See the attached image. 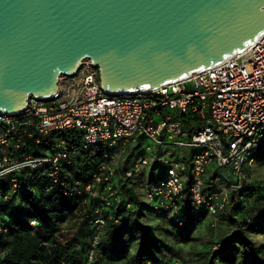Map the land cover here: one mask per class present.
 <instances>
[{
	"label": "built area",
	"instance_id": "1",
	"mask_svg": "<svg viewBox=\"0 0 264 264\" xmlns=\"http://www.w3.org/2000/svg\"><path fill=\"white\" fill-rule=\"evenodd\" d=\"M118 144L122 152L139 144L143 153L127 176L158 159L165 178L147 187V197L156 214L170 213L179 224L202 208L217 214L242 193L262 190L264 180L251 170L264 150V34L228 59L150 91L110 93L100 68L84 59L75 73L59 77L53 96H31L20 111L0 114V179L9 181L7 189L0 187V200L36 198L42 187L81 193L80 181L70 179L79 173L81 152ZM184 148L190 161L167 155ZM116 156L105 152L90 175L84 204L132 206L116 187ZM259 203L264 206V199ZM243 208L251 209L248 203ZM92 223L96 248L106 221L97 217ZM220 245L215 238L209 250ZM95 255L91 250L89 260Z\"/></svg>",
	"mask_w": 264,
	"mask_h": 264
},
{
	"label": "water",
	"instance_id": "2",
	"mask_svg": "<svg viewBox=\"0 0 264 264\" xmlns=\"http://www.w3.org/2000/svg\"><path fill=\"white\" fill-rule=\"evenodd\" d=\"M263 34L264 0H0V114L53 96L86 58L108 92L150 91Z\"/></svg>",
	"mask_w": 264,
	"mask_h": 264
},
{
	"label": "trees",
	"instance_id": "3",
	"mask_svg": "<svg viewBox=\"0 0 264 264\" xmlns=\"http://www.w3.org/2000/svg\"><path fill=\"white\" fill-rule=\"evenodd\" d=\"M67 140L76 142L72 139ZM139 144L126 149L123 154H127L124 164L119 161L116 177V187L120 190V194L132 201V206L129 208L123 202L113 206H107L99 200H92L89 204L83 203L84 198L88 196L86 185L91 173L104 160L105 152L111 151L113 155L117 152L115 146L109 145H99L101 149L96 153H88V150L95 146L81 152L78 161L79 173L70 176L73 182L80 181L81 193L71 195L55 191L46 192L42 187L36 198L21 194L13 195L8 200H0V264H96L99 251H102L107 259H114L128 256V246L135 248L130 264H173L176 260L182 264L178 256L164 255V249L171 251V247L158 235L157 228L160 225L152 227L145 218L152 215L165 219L169 224L163 226L164 230L166 233H172L173 227L183 231L188 230L191 219L199 214L209 213L202 208L190 215L185 224L176 222L170 213L156 214L153 203L147 197L146 189L147 184L157 181L155 170L157 171L159 167L158 159L156 157L153 159L152 174L149 181L146 179L141 187L142 193L138 187L141 171H134L132 176H127V172L133 170L135 159L140 155L130 160L134 151L140 149ZM171 152L169 156L173 161L180 159L190 161L188 148ZM100 159L97 164V160ZM159 178H163V172ZM8 182V179H0V187L7 189ZM37 184L41 187L40 182ZM262 199H264V188L254 193H242L235 205L219 212V222L228 230L225 235L215 237L221 244L215 251L209 250L214 238L206 244L202 264H230L233 255L236 264H249L250 261L253 264H264V242L254 241L251 234L258 230V227L254 230L257 220L264 217V206L259 203ZM245 203H248L251 209L243 208ZM78 210L84 212V215L81 214L82 220L78 228L72 233L61 236L62 223L69 214ZM97 217H103L106 226L99 244L94 248L92 222ZM33 220H36V226L31 224ZM229 241H233L231 246L238 248V251L232 254L225 251L226 242ZM151 246H155L159 254L152 253L149 250ZM93 249L96 255L95 259L90 261L89 254Z\"/></svg>",
	"mask_w": 264,
	"mask_h": 264
},
{
	"label": "rangeland",
	"instance_id": "4",
	"mask_svg": "<svg viewBox=\"0 0 264 264\" xmlns=\"http://www.w3.org/2000/svg\"><path fill=\"white\" fill-rule=\"evenodd\" d=\"M202 122V121H200ZM147 142L145 143V145ZM117 152H115L119 158V161L124 164V158L126 155H123L124 152L121 150V145L118 144L115 146ZM101 149V147H92L88 150L89 154L96 153L97 150ZM170 150V148H169ZM121 151V152H120ZM128 152V150H127ZM115 154V156H116ZM138 154H143L141 149H137V151H134L133 156H131V159H134ZM170 151L167 152V155L169 156ZM123 155V156H122ZM116 156V157H117ZM122 157V158H121ZM154 157H151L149 159V164L144 166L140 172L139 175V181H138V187L139 191L142 193L141 187L144 185V183L149 181V178L152 174V168ZM101 161L97 160V164ZM162 172V167L159 166L157 168V171L155 170V180L161 181L165 178L163 173V178H159L160 174ZM251 172L255 177H258L262 180H264V151L259 152V154L256 157V160L254 164L252 165ZM150 186L151 184H147ZM81 214L79 210L76 211L73 214H69L65 221L62 223L63 231L62 235L64 236L67 233L74 232L79 224L81 223ZM148 225H152V227H156L157 225H160L157 228V233L160 235L164 240L167 241L169 247H171L170 250L164 249V255H174L178 256L180 258V261L182 264H202L204 262V253H205V247L206 244L209 243L213 238L215 237H221L227 233V228L224 227L223 224L219 222V213L217 214H199L193 219H191V222L189 223L188 230H180L177 227H173L172 233H166L164 230L165 225H168L169 222L165 219L156 218L152 215H148V217L145 218ZM156 222H159V224H156ZM254 241L262 243L264 242V233L256 230L251 232ZM155 246H151L149 250L154 254H159L158 250ZM135 253L134 246H128V256L123 257H116L114 259H107L105 254L102 251L98 252L97 255V262L96 264H130V258ZM163 255V256H164ZM162 256V257H163ZM164 256V257H165Z\"/></svg>",
	"mask_w": 264,
	"mask_h": 264
},
{
	"label": "snow or ice",
	"instance_id": "5",
	"mask_svg": "<svg viewBox=\"0 0 264 264\" xmlns=\"http://www.w3.org/2000/svg\"><path fill=\"white\" fill-rule=\"evenodd\" d=\"M145 87H148V85H145ZM258 227V230L261 232H264V217H261L257 220L256 226H254V230ZM233 244V241L226 242L225 251L229 252L230 254L235 253L238 251V248H234L231 245ZM230 264H236L235 256L233 255V258L230 262ZM249 264H253V262H249Z\"/></svg>",
	"mask_w": 264,
	"mask_h": 264
}]
</instances>
